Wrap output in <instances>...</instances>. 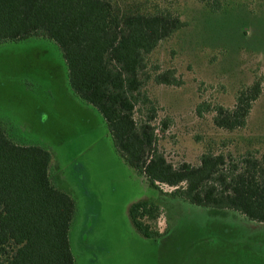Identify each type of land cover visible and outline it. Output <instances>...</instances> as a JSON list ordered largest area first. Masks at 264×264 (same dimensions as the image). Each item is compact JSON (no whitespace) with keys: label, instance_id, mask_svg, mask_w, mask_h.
Returning a JSON list of instances; mask_svg holds the SVG:
<instances>
[{"label":"rangeland","instance_id":"374dc122","mask_svg":"<svg viewBox=\"0 0 264 264\" xmlns=\"http://www.w3.org/2000/svg\"><path fill=\"white\" fill-rule=\"evenodd\" d=\"M146 5L186 22L150 56L149 70L170 69L180 79L179 85H147L157 108L158 149L174 166H197L207 151L238 156L257 148L262 155L264 0H226L218 12L198 0ZM256 82L261 93L246 127H217L215 106L233 107L236 94ZM200 105L207 108L201 115ZM0 124L16 142L50 151L53 181L76 202L69 231L75 264H264V223L174 196L172 187L151 185L125 160L103 115L71 87L55 41L0 42ZM142 201L162 211L151 236L130 214Z\"/></svg>","mask_w":264,"mask_h":264},{"label":"trees","instance_id":"16d2710c","mask_svg":"<svg viewBox=\"0 0 264 264\" xmlns=\"http://www.w3.org/2000/svg\"><path fill=\"white\" fill-rule=\"evenodd\" d=\"M147 1L0 0V42L31 36L55 41L71 87L103 115L118 151L151 185L172 187V195L193 204L235 210L264 223L259 149L246 148L238 156L207 151L197 166H174L158 149L157 108L147 85H179L180 79L170 69L149 70L150 56L186 22L170 10L148 7ZM198 1L212 12L226 4ZM260 93L256 82L236 94L233 107L215 106L214 124L226 131L245 128ZM206 109L200 105L198 112ZM51 160L48 149L16 142L0 124V264H75L69 231L76 202L53 181ZM161 212L146 201L130 208L145 236L155 233L151 227Z\"/></svg>","mask_w":264,"mask_h":264}]
</instances>
